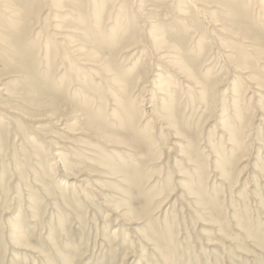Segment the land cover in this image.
Masks as SVG:
<instances>
[{
    "label": "rangeland",
    "instance_id": "1",
    "mask_svg": "<svg viewBox=\"0 0 264 264\" xmlns=\"http://www.w3.org/2000/svg\"><path fill=\"white\" fill-rule=\"evenodd\" d=\"M135 1L108 0L103 27L128 28L137 46L123 49L125 38L94 47L130 75L123 90L103 67L75 72V61L58 56L40 67L62 81L58 96L19 74L0 77L19 80L21 94L0 97V264H264V93L225 58L232 36L213 25V5L150 0V15ZM64 16L50 12L31 40L44 46L42 26L55 37ZM183 31L184 53L174 47ZM64 34L82 42L80 31ZM168 60L193 76L175 75ZM12 70L0 62V74ZM159 71L164 97L152 89ZM159 98L177 129H161ZM87 121L118 142L81 130Z\"/></svg>",
    "mask_w": 264,
    "mask_h": 264
},
{
    "label": "bare ground",
    "instance_id": "2",
    "mask_svg": "<svg viewBox=\"0 0 264 264\" xmlns=\"http://www.w3.org/2000/svg\"><path fill=\"white\" fill-rule=\"evenodd\" d=\"M156 1L157 0H153V2ZM136 2L138 8H144L148 14L155 15L154 12L156 10L150 3V0H136L135 3ZM200 2H205V4L210 6L213 5L214 8L217 9V11L212 14L216 19L211 20L213 25L218 28V32H227L232 36L229 39L233 42L232 49L234 51L231 52V50H226L225 53H227V55L225 58L231 63H236L238 67L236 64L233 66L240 70L239 75L244 79L249 80L251 83H254L255 88L261 93H264V60L262 58L264 55V0H252V2L250 0H184L185 5L195 8ZM84 3L85 6H83ZM107 5L108 0H0V62L4 63L5 66L16 68V70H12L13 72L11 73L0 74V77L8 76V74L12 73L16 75L19 74L18 76H14L19 77L22 75L23 78L25 77L32 85L29 87H39L48 91L51 95L58 96L59 93H64V91L61 90V87H59L61 86L62 81L58 83L56 79L53 80L51 78L53 71L49 66L45 71L40 69L41 65L45 63L44 60L49 62L50 66L54 67V60L58 59H54V57L58 56L60 57L61 62L66 60V57L67 59L69 58L75 61L79 65V69H76L75 72L87 71V68L89 67H95L101 70L97 65L103 67L108 73L105 74V76L112 82H110V84L114 91L118 92L119 90H123L127 83H129L130 75L123 72L115 64L113 59L104 58L99 55L98 50L94 47L115 43L117 45L121 40L127 38L129 43L123 46V49L129 47L134 48V46H137L139 38L136 34L131 33L128 28L123 27L120 24H117L112 32H107L108 30L104 32L103 25L107 13H109V11H107ZM200 6H202L201 3ZM45 12L47 13L46 15H44ZM50 12H57L65 15L63 18V26L54 27V30L57 29L58 33L55 37H52L46 33L51 26L50 23L47 25L44 24L41 28L40 37L43 38V36H45V40L47 41H45L44 46L37 45L34 40H31L30 32L40 21L51 22L48 18ZM196 25L197 23H195V26ZM181 29L185 28L180 27L179 30ZM78 31L82 33V42L78 40L74 41L70 39V36L64 34L67 32L71 33L69 35H78ZM161 31H164V28H162ZM178 36V43L176 46H173L176 49L178 48L180 52L184 53L186 50L187 36L184 34V31ZM152 42L156 47L169 44L166 41L155 38H152ZM201 49H204L203 45ZM66 51L71 57L67 56ZM116 51L117 53L119 52L118 49H114L112 56ZM187 58H189L188 54L185 56V60H187ZM193 58L194 57H192V59ZM167 65L171 66L169 67V71L173 72L175 75L178 72L188 78H191L190 73L193 76V72L186 69L184 64H180L178 68L175 62L168 60ZM6 72H8V70ZM159 72L160 74L153 76V85L157 84V87H152V89L154 94L159 97H164L166 94L169 95L167 90L168 85L167 83L158 82V79H160L159 76L163 75L162 71ZM113 73H115V76L111 79ZM143 74H145V72L138 73L135 81L139 82ZM71 79L77 82L75 85L79 87V89H82L81 84H84L83 80H78L76 75L72 76ZM15 80H8L9 82L6 83L0 81V97L6 99H9L10 97H21V94L17 93L15 89L16 86L14 87V85H12L17 84V81H19ZM184 81L187 82L186 80ZM189 85L191 84L189 83ZM38 98L39 97H36L35 99L32 98L31 100L34 99L32 103L36 106L43 105L42 101H39ZM70 99H72L71 96ZM52 100L49 105L51 104L56 107L55 99ZM66 100L67 98H63L64 102ZM159 100L160 106L158 107L160 108V111L157 112H160V115L157 114V117L159 116L160 121H165L164 124H160L163 125L161 129L165 131H169L168 129H171V131L172 129H177V126L179 125L177 121L179 120L176 121V115L172 113V108L163 104L164 101L162 99L159 98ZM249 100L247 101L249 102ZM148 108L149 107H147V109ZM53 112H60V114L64 113L61 109H56L55 111H52V113ZM100 129L101 127L99 124L96 125L91 121H87L84 127L81 128V130L104 139L109 144L111 143V140L118 142L113 139L111 135L109 136L106 133L101 132ZM232 130L234 131V129ZM133 132L132 134H134ZM175 134L178 135L176 132ZM134 135L135 137L139 135L137 130H135ZM232 135L234 138L235 133ZM132 142L135 144L139 141L136 140V142ZM127 145L128 144H126V146ZM189 148L191 150V147ZM129 151H131V149ZM191 152L192 150L190 153ZM55 155L59 157V159H62L61 153H56ZM194 155L196 154L194 153L193 156ZM62 176L65 177L66 175L63 173L61 177Z\"/></svg>",
    "mask_w": 264,
    "mask_h": 264
}]
</instances>
